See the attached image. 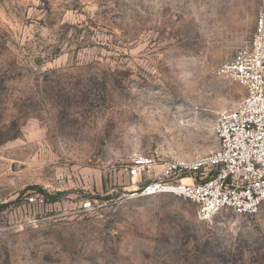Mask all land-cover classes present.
Listing matches in <instances>:
<instances>
[{"label": "rangeland", "instance_id": "374dc122", "mask_svg": "<svg viewBox=\"0 0 264 264\" xmlns=\"http://www.w3.org/2000/svg\"><path fill=\"white\" fill-rule=\"evenodd\" d=\"M263 5L0 0V264H264V202L204 221L174 193L132 195L121 171L216 150L247 90L214 69Z\"/></svg>", "mask_w": 264, "mask_h": 264}, {"label": "built area", "instance_id": "2783aa9c", "mask_svg": "<svg viewBox=\"0 0 264 264\" xmlns=\"http://www.w3.org/2000/svg\"><path fill=\"white\" fill-rule=\"evenodd\" d=\"M214 73L247 90L235 108L220 112L216 150L191 159L135 153L121 169L132 195L174 193L194 202L204 221L223 211L253 216L264 202V5L251 43Z\"/></svg>", "mask_w": 264, "mask_h": 264}, {"label": "trees", "instance_id": "16d2710c", "mask_svg": "<svg viewBox=\"0 0 264 264\" xmlns=\"http://www.w3.org/2000/svg\"><path fill=\"white\" fill-rule=\"evenodd\" d=\"M41 191H42V193H44V194L48 195V194H47V192H46V190H44V189H41Z\"/></svg>", "mask_w": 264, "mask_h": 264}]
</instances>
